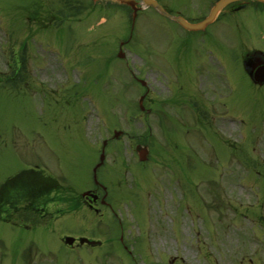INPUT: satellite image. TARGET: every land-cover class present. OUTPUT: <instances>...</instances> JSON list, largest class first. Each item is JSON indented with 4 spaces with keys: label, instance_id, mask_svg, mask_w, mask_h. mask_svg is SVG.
Segmentation results:
<instances>
[{
    "label": "rangeland",
    "instance_id": "374dc122",
    "mask_svg": "<svg viewBox=\"0 0 264 264\" xmlns=\"http://www.w3.org/2000/svg\"><path fill=\"white\" fill-rule=\"evenodd\" d=\"M158 1L188 18L210 4ZM260 14L226 19L256 23ZM233 25L218 22L203 35L152 7L131 24L129 9L110 0H0V186L44 169L58 177L68 204L30 229L1 205L0 264H29L30 249L35 258L49 255L35 264H257L252 195L257 181L264 185L256 116L264 93L248 85L230 52L227 96L210 97L199 85L218 72L210 51L225 57L220 33L224 26L231 36ZM126 38L131 69L117 56ZM144 78L154 110L147 122L137 118ZM165 93L178 102L161 104ZM114 129L124 133L109 140L97 169L112 209L99 219L79 195L94 183L99 149ZM139 143L150 148L145 163ZM71 234L102 243L70 248L63 237Z\"/></svg>",
    "mask_w": 264,
    "mask_h": 264
},
{
    "label": "flooded vegetation",
    "instance_id": "af4514ba",
    "mask_svg": "<svg viewBox=\"0 0 264 264\" xmlns=\"http://www.w3.org/2000/svg\"><path fill=\"white\" fill-rule=\"evenodd\" d=\"M215 1L216 0H210L211 3L209 9ZM209 9L207 10V12H209ZM239 11L240 13H242L243 11H252L257 15H261L260 12L262 14L264 13V3H260L255 0H240L238 2L230 4L229 6L225 7L224 10H222L218 18L212 24L208 25L204 30L196 31L197 33H203V35H206L209 27L218 22L227 23L229 25L233 23V27L237 30H233L231 36H229V32L225 29L224 26H222V33L220 34H222L224 40L223 44L224 46H226L227 52L224 51L226 58L217 57L213 54L212 51H210L211 60L218 63V72L213 77L211 73H209L205 77V80L202 81V78L199 80L200 92L202 87L203 92L210 97H213V95L217 97H225L227 96L225 94L227 93L229 88L233 86V84L230 82V77H232V75L229 74V72H232V67L229 64L230 55L228 52H230L231 54H239L241 69L243 70L245 76L248 78V85L251 86L254 91L264 93V21L254 23L252 21H249V19L242 17L240 18V21L231 22V20L226 19L228 15H232ZM205 15L206 13L203 15L201 14L200 17L203 18ZM189 19L197 21V16ZM183 31L185 33L193 32L186 30ZM233 33H235L236 36H234ZM259 33L261 34V38L259 36ZM226 37H228L229 39H226ZM233 77L236 81L235 76ZM240 77H242L241 72ZM167 94L165 93V96L160 102L161 104L168 105L178 102L174 98L173 94L166 97ZM213 99L216 100V98ZM193 108L196 109V112H194V114H202L204 112V110L197 102H194ZM219 108L220 107H217L216 105H211L209 107L212 112L218 111ZM256 116L262 119L263 129L259 130L258 134L263 138L264 108L259 109L256 112ZM147 117L148 116L145 115V118ZM158 119L160 121H163V117ZM260 150H262L263 154V158L260 159V165L264 166V142L262 143V148ZM28 172L30 173L27 174ZM33 173L36 172L24 171V173L18 175L15 179L12 180V186L11 184L3 186L7 188L13 187L14 190H5L3 195L1 196V199H3L2 203L7 202L13 204L12 206H15L18 209L38 210V213L29 214L28 217H24V219H28L29 223H31L29 225L25 224L26 228L28 229L34 228L37 226V224H42L43 222H45L48 215L52 214L55 210L61 209L59 207L63 205L62 199L58 195L59 193L51 187L52 180L50 179V177L45 174L48 177V180L46 176L40 174L39 176H41V178L39 181H37V178L35 180L32 178ZM8 191L11 197L9 196V198H5ZM54 192H57V194L54 195ZM82 194L83 195L81 201L83 202L85 207H87L91 212L96 213L98 216H104L106 212L109 211V209H112V204L109 200V192L104 185L95 184L93 186L87 187ZM252 204L256 225L255 257L257 259V264H259L261 260L264 261V185H259V181H257ZM24 215H26V213H24ZM78 237L81 238L82 236ZM84 245H88L91 247L96 246L87 243H81L77 240L73 245L69 247L76 248ZM30 251L29 264H35L34 262L36 258L35 256L32 257L34 251L33 249H30ZM36 251L40 250L36 249ZM48 256L49 255L46 254L39 255V257H43L44 259H46ZM36 257H38V255H36ZM39 257L38 260L41 261Z\"/></svg>",
    "mask_w": 264,
    "mask_h": 264
},
{
    "label": "water",
    "instance_id": "95a60500",
    "mask_svg": "<svg viewBox=\"0 0 264 264\" xmlns=\"http://www.w3.org/2000/svg\"><path fill=\"white\" fill-rule=\"evenodd\" d=\"M117 2L123 3V4H128L130 6L133 7L134 11H133V18L135 19L136 15H137V11H138V1L137 0H115ZM145 4L147 5H151L154 8H156L158 11H160L161 13L166 14L167 16L171 17L172 19L180 22L182 25H184L185 27L189 28V29H201L204 28L209 22L213 21L217 14L219 13V11L222 9V7L224 5H226L227 3L234 1V0H220L215 7L213 8L212 12L210 13L209 16H207L203 21L199 22V23H191L188 20H186L185 18L181 17V16H173L171 15L169 12H167L164 7L157 1V0H143ZM264 1V0H262ZM119 55L121 57L124 56V53L121 51L119 53ZM119 134V131H116V135ZM147 151L145 149H140V157L141 159H145ZM69 242H71V239H68Z\"/></svg>",
    "mask_w": 264,
    "mask_h": 264
}]
</instances>
